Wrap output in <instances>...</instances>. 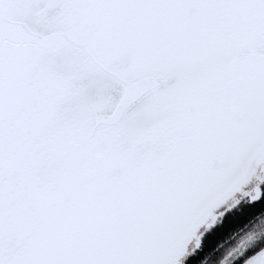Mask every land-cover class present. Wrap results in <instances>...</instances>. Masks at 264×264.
I'll list each match as a JSON object with an SVG mask.
<instances>
[{
  "label": "snow or ice",
  "instance_id": "obj_1",
  "mask_svg": "<svg viewBox=\"0 0 264 264\" xmlns=\"http://www.w3.org/2000/svg\"><path fill=\"white\" fill-rule=\"evenodd\" d=\"M264 0H0V264H264Z\"/></svg>",
  "mask_w": 264,
  "mask_h": 264
},
{
  "label": "trees",
  "instance_id": "obj_2",
  "mask_svg": "<svg viewBox=\"0 0 264 264\" xmlns=\"http://www.w3.org/2000/svg\"><path fill=\"white\" fill-rule=\"evenodd\" d=\"M264 217L258 218L254 223L250 224L247 228H238L225 237V240L221 243V246L235 245L240 236L248 232L250 229L255 228V226L262 220ZM204 264H220V258L215 255H210L206 257Z\"/></svg>",
  "mask_w": 264,
  "mask_h": 264
},
{
  "label": "rangeland",
  "instance_id": "obj_3",
  "mask_svg": "<svg viewBox=\"0 0 264 264\" xmlns=\"http://www.w3.org/2000/svg\"><path fill=\"white\" fill-rule=\"evenodd\" d=\"M253 229H258L259 234H264V219H262ZM249 231L243 234L242 236L239 237L235 245H239L242 241H244L248 235ZM234 245V246H235Z\"/></svg>",
  "mask_w": 264,
  "mask_h": 264
}]
</instances>
